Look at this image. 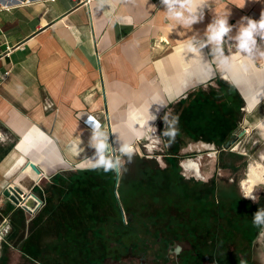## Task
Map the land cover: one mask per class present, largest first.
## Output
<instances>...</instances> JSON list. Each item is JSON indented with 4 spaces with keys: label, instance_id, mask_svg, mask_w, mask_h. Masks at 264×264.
<instances>
[{
    "label": "crops",
    "instance_id": "0c3cea01",
    "mask_svg": "<svg viewBox=\"0 0 264 264\" xmlns=\"http://www.w3.org/2000/svg\"><path fill=\"white\" fill-rule=\"evenodd\" d=\"M23 1L0 0L2 229L17 210L1 196L6 187L33 194L44 206L45 195L70 186L64 181L92 171L96 122L107 135L108 121L116 154L119 145L131 150L151 130L164 129L176 118L175 106L200 89L231 87L241 114L264 102V57L257 52L242 61L225 38V62L205 39L217 19H227L230 35L244 18L258 21L264 0H205L203 20L190 27L168 19L159 0H104L102 7L98 0Z\"/></svg>",
    "mask_w": 264,
    "mask_h": 264
},
{
    "label": "flooded vegetation",
    "instance_id": "af4514ba",
    "mask_svg": "<svg viewBox=\"0 0 264 264\" xmlns=\"http://www.w3.org/2000/svg\"><path fill=\"white\" fill-rule=\"evenodd\" d=\"M241 116L223 141L202 142L208 146L206 174L198 158L188 162L189 172L177 168L172 182L170 175L162 174L157 185L166 188H149L148 180L145 188L134 190L128 205H101L92 216L83 210L82 219H67L61 237H16L12 243L21 250L19 263L264 264L262 230L252 223V214L264 207V193L255 189L257 184L250 190L241 186L246 175L220 158L232 152L247 133ZM198 141H185L179 152L187 142ZM221 170L226 172L221 174ZM245 193L255 196L258 203L245 198ZM6 245L3 241L0 247V264L6 263Z\"/></svg>",
    "mask_w": 264,
    "mask_h": 264
},
{
    "label": "rangeland",
    "instance_id": "374dc122",
    "mask_svg": "<svg viewBox=\"0 0 264 264\" xmlns=\"http://www.w3.org/2000/svg\"><path fill=\"white\" fill-rule=\"evenodd\" d=\"M263 116L264 102L260 106H257L255 112H243L241 116V127L248 129L247 133L239 140V143L236 142L233 145L232 152L228 151L223 153V156H220V158L223 157L225 165L234 166L238 168V171L242 175H246L244 177L245 179L241 182V186L243 185L246 189L251 186L247 177L250 166L262 171L264 178V118L260 120L255 127L257 120ZM167 140H169V138L163 134V129L160 130L159 127H157V129L151 130L145 139L140 140L138 143L136 142V144L132 147V160L130 163L127 162L128 158L126 155H122L120 152H117L115 155L116 159L124 161V169H126V171L121 170L117 178L115 177L113 171L111 173V171L104 172L102 169L93 170L96 177L99 179L95 182L92 175H90L88 177L89 179L84 181L85 183L82 182L84 186L80 187L77 193L75 192V184L64 181V183H69L70 186L65 190H61L62 194L58 191L56 194H51V197L49 195H45L46 204L44 206L41 204L36 213H34V215L30 218L25 217L22 213V220H24L22 228H18L17 222L13 216L15 213L14 211L10 215L6 228L1 230L2 241L0 242V247L3 241L7 243L5 249H2L5 256L4 261L6 262L4 264H23L19 263L20 248L19 250L16 249V246L12 243L16 237H29L37 235L41 237L55 238L64 235L65 232L62 227L65 226L66 220L70 218L69 215L66 216V218L64 217L62 220L60 218V221L58 218L61 216L60 214L62 212H57V215H55L56 218L53 219V221L48 220V222H46L44 219L42 221L38 219L41 215V210L45 209L49 202H51L48 206V210L50 211L58 209L59 207L55 205L59 202L61 205L65 204L64 207L69 206V211L76 210L74 208H77L79 210L87 211V213L91 210V212L94 213L95 208H98L101 205L105 207L112 204L118 206H123L125 204L128 205L130 204L128 203L129 197L131 198L133 197L132 195L135 194L134 190L138 188H145L148 184L146 181H148L151 177L156 180L159 178L163 179L162 174H160L161 176L158 174V177H155V173L152 172H156V170H160V168H163L165 171L171 163L170 161L166 162L165 159H169L164 158V156H169L171 153L176 154L175 149L170 147L171 142H167ZM200 141L201 142L198 141L196 143L187 142L180 152L178 150L179 153L177 154L180 155V159H174L173 163H175L179 172H189L187 165L188 162H194V160L198 158H202L201 172L204 174L208 172L207 161L209 159L207 160V157L204 154L208 146H206L205 143V145L202 143L203 140ZM179 164L182 165V168L179 167ZM215 164L216 160L214 161V167L216 168ZM219 172L223 174L226 171L221 170ZM55 182H57V180ZM148 182L150 184L152 183L151 181ZM243 182L245 184H243ZM95 185L97 186L96 188L94 187ZM173 186L174 185L170 188H173ZM163 187L166 188V186L161 184L159 188ZM255 189H257V191L262 190L264 193V181L258 182ZM91 201L94 202L95 205L91 204ZM72 214H76L78 216V213L73 211ZM62 215L65 216L64 213H62ZM77 216H75V218H77ZM40 217L43 218L44 216L41 215ZM80 219H82V216L79 217V220ZM73 221L76 222L78 219ZM15 225L17 226L15 227ZM9 239L11 241H9ZM262 242H264V232H262Z\"/></svg>",
    "mask_w": 264,
    "mask_h": 264
},
{
    "label": "clouds",
    "instance_id": "9594fccd",
    "mask_svg": "<svg viewBox=\"0 0 264 264\" xmlns=\"http://www.w3.org/2000/svg\"><path fill=\"white\" fill-rule=\"evenodd\" d=\"M103 3L104 0H98V7H102ZM204 3L205 0H159V4L165 12L166 17L185 27H190L203 20ZM243 21V26L235 35H230L232 33V26L228 24L227 19H217L207 26L206 42L208 45L214 46V51L219 53L222 61L227 62L229 59L227 56H224L220 47L225 38L234 45L242 61L251 59L257 52L261 57H264V50H261L258 44V41L264 43V15H261L258 21L247 18H244ZM204 46L202 44L201 48ZM187 48L189 51H196L191 42H189ZM17 87L21 92L23 91V85H18ZM256 103L259 104L260 100L257 99ZM155 119L156 116H153V120ZM177 122L178 118H175L173 125ZM177 131L173 127L172 130L165 131L163 134L170 137L171 141H174ZM107 139L108 136L98 124L91 125L89 144L95 149V153L92 158H88L87 167L91 170L102 169L104 172L117 171L119 173L121 170L126 171L124 169V161L115 159L110 154L109 149L112 148L107 144ZM118 149L122 155L127 156V162L130 163L132 160L131 150L126 145H119ZM196 178L202 179L200 176ZM244 197L251 199L254 203H258L256 197L251 193H245ZM252 223L264 232V207L257 208L252 214Z\"/></svg>",
    "mask_w": 264,
    "mask_h": 264
},
{
    "label": "trees",
    "instance_id": "16d2710c",
    "mask_svg": "<svg viewBox=\"0 0 264 264\" xmlns=\"http://www.w3.org/2000/svg\"><path fill=\"white\" fill-rule=\"evenodd\" d=\"M179 104L175 106L176 109L174 110V112L177 114L176 118H178V122L175 123V125H173L174 118H171L170 123L163 129V133L165 131L172 130L173 127L178 130L174 141H170V137L167 136L169 138L167 142H171L170 147L175 149L176 154L171 153L169 156H164V158L169 159V160L165 159V161L166 162L170 161L171 163L168 165L165 171L155 169L156 172H152L159 175L160 174H165L168 176L170 175L171 177L169 176V178L171 179V182L174 180L173 178L174 176H176L177 173V168L175 166V163H173V161L174 159H176V156H178L177 154L178 150L185 141L203 140V141L221 142L223 141V138L225 137L226 133L233 129L236 120H238L241 115L239 111V108L241 107V102L237 97L235 91L227 85H220L217 89H212V88H207L203 90L200 89L196 94H193L191 98H188L187 100H184ZM159 129L161 130V125H159ZM82 174L85 175L84 179L69 181L75 184L76 193L79 191L80 187L84 186L82 182L88 180L89 179L88 177L90 175H92V178H96L94 179L95 182L99 179L98 177L93 176L94 174L93 170L84 171L82 172ZM149 181L152 182L150 184V188L159 187L157 185L158 180L151 177ZM66 184L67 182L63 183L64 187L66 186ZM94 187L96 188L97 186L95 185ZM59 191L61 193V190ZM57 192L58 191L55 190V193ZM50 203L51 202L47 204L45 209L41 210V215L44 217L42 218L40 217L41 216L40 215L38 218L40 219V221H42L43 219L46 222H48V220L53 221V219L56 218L55 215H57L56 214L57 212H62L65 215L63 216L61 213L60 214L61 216L58 218L59 221L60 218L62 220L64 217L66 218V216L68 215L70 216L69 219L71 220H77V219L79 220V217L81 216V213L83 211L77 208H74L76 210L69 211L70 209L69 206L64 207L65 204L61 205L59 204V202L57 205H55L58 206L59 208L55 209L54 211H50L48 210V206L50 205ZM91 204L95 205V203L92 201ZM72 211L78 213V216L76 214H72ZM88 215L92 216L93 212H91V210L88 211ZM13 216L15 221L17 222L18 228H22L24 221L22 220V212L20 210H16ZM75 216H77V218H75ZM17 225H15V227ZM62 228H64V226Z\"/></svg>",
    "mask_w": 264,
    "mask_h": 264
},
{
    "label": "water",
    "instance_id": "95a60500",
    "mask_svg": "<svg viewBox=\"0 0 264 264\" xmlns=\"http://www.w3.org/2000/svg\"><path fill=\"white\" fill-rule=\"evenodd\" d=\"M106 121H107V118H106ZM107 124V129H108V139H107V144L112 148V149H109V152L110 154L113 156V158L116 159V154H115V151L111 145V134L109 132V125H108V121L106 122ZM229 146V142L226 143L224 146H223V149H227ZM106 154H107V150H106ZM27 166H29V168L31 169L32 172H34L35 174L37 175H40V170L37 166H35L34 164L30 163V162H27ZM114 172V175L115 177L117 178L118 176V172L117 171H113ZM1 196L6 199L9 203H11L12 205H16L19 201H21L20 199V196L23 197V199L25 200L27 198L26 201V204H30L31 202H28V201H31L30 198H35L37 199L33 194H26L24 193L23 191H21L18 187L16 186H13L12 188L10 186L6 187L4 190H2L1 192ZM30 197V198H28ZM25 209V208H24Z\"/></svg>",
    "mask_w": 264,
    "mask_h": 264
},
{
    "label": "built area",
    "instance_id": "2783aa9c",
    "mask_svg": "<svg viewBox=\"0 0 264 264\" xmlns=\"http://www.w3.org/2000/svg\"><path fill=\"white\" fill-rule=\"evenodd\" d=\"M33 0H24L23 3L24 4H29L31 3ZM3 75H5V73H3ZM1 81V79H0ZM83 123L85 125L89 124V120H87V117L85 118V120L83 121ZM96 124H98L100 126V128L103 126V124L96 122ZM3 136L0 133V140H2ZM30 198V197H28ZM21 201H19L16 205H13L16 209H19L26 217L30 218L31 216L34 215V213L39 209L40 205H41V201L37 198H30L31 199V203L28 205L26 204V201L23 199L22 196H20ZM25 208V209H24ZM2 227L0 226V242L2 241Z\"/></svg>",
    "mask_w": 264,
    "mask_h": 264
},
{
    "label": "bare ground",
    "instance_id": "6f19581e",
    "mask_svg": "<svg viewBox=\"0 0 264 264\" xmlns=\"http://www.w3.org/2000/svg\"><path fill=\"white\" fill-rule=\"evenodd\" d=\"M190 167H192V165ZM247 177H248V182L251 183V186H250V188H248V190H250L251 187H253L258 182L264 181L262 171L254 168L252 166H250V168L248 170ZM10 187L12 188L13 186H10ZM25 200H27V198ZM28 202H31V201H28Z\"/></svg>",
    "mask_w": 264,
    "mask_h": 264
}]
</instances>
